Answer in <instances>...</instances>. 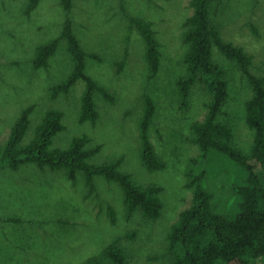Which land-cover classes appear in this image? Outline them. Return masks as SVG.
<instances>
[{
  "label": "rangeland",
  "instance_id": "obj_1",
  "mask_svg": "<svg viewBox=\"0 0 264 264\" xmlns=\"http://www.w3.org/2000/svg\"><path fill=\"white\" fill-rule=\"evenodd\" d=\"M27 2L0 0V143L6 142L26 107L35 106L30 131L46 111L60 110L65 130L53 138V145L66 147L72 137L88 135V148L101 146L91 158L93 163L122 158L120 170L131 174L137 184L162 187V212L155 221L140 212L128 219L121 188L100 176L95 177L96 195L86 197L81 174L72 183L62 170L41 171L25 164L14 171L0 166V264H112L104 248L116 238L124 250V264H169L172 255L166 234L193 201L186 170L200 151L191 124L203 120L209 101L205 87L196 83L183 108L176 87L177 78L186 73L183 58L188 45L183 35L192 13L190 0H74L75 32L83 48L99 56L98 60L87 57L85 72L114 97L110 102L96 94L99 117L95 123L78 122L82 82L68 94L53 97L50 93V87L72 67L64 43L46 68L32 64L36 47L61 31L64 14L59 0H41L29 14L24 11ZM121 7L151 23L161 51L153 79H148L143 41L136 30L128 29ZM210 14L225 41L253 56L250 70L264 75V0H221L212 4ZM126 50L120 69L117 62ZM213 59L225 68L228 79V97L218 121L230 125L235 146L249 152L255 137L245 119L251 86L237 64L217 48H213ZM145 94L156 105L149 133L165 165L153 172L144 167L140 153L138 120ZM245 180L240 165L223 155L212 159L206 166L205 184L216 212L234 214L239 200L235 188ZM108 206L114 208V222ZM7 218L15 220L6 222ZM254 264H264V259Z\"/></svg>",
  "mask_w": 264,
  "mask_h": 264
},
{
  "label": "trees",
  "instance_id": "obj_2",
  "mask_svg": "<svg viewBox=\"0 0 264 264\" xmlns=\"http://www.w3.org/2000/svg\"><path fill=\"white\" fill-rule=\"evenodd\" d=\"M40 1L28 0L25 13L34 10ZM219 1L190 0L192 13L185 21L183 40L188 50L183 62L186 73L176 80L180 105L183 108L188 106L190 91L196 83L205 87L209 101L203 120L191 124L193 141L200 151L198 157L190 160L186 170V185L193 189V201L189 208L179 214L166 234L167 247L172 255L169 264H254L256 260L264 259V75L254 74L250 70L253 56L242 47L225 41L220 30L213 24L211 6ZM59 5L64 14L61 31L57 37L36 47L32 64L36 69L46 68L60 43H64L72 67L62 81L50 87V93L53 97L68 94L78 82H82L84 91L78 122L95 123L99 117L95 104L96 94L110 102L114 101V97L85 72L87 57L98 60L99 56L87 52L75 32L72 16L74 0H59ZM121 11L128 29L136 30L143 41L148 79H153L160 67L161 51L151 23L129 15L123 7ZM213 48L234 61L251 86L252 96L245 102V119L254 130L255 137L249 152L236 147L232 127L218 121L228 97V79L225 68L213 59ZM126 56L127 50L117 62L120 69ZM34 109V105L23 109L6 142L0 143V166L14 171L25 164L35 165L41 171L62 170L72 183H76L78 174H81L87 189L86 197L96 195L95 177L100 176L121 188L128 219L136 212L150 221L160 217L162 201L159 194L162 187H142L137 184L131 174L120 170L122 158L93 163L91 158L99 152L101 146L88 148L91 139L86 134L72 137L66 147L54 146L53 138L65 130L63 112L57 109L46 111L30 131ZM155 111L153 98L145 94L138 132L141 161L149 172L161 170L165 166L150 139L149 129ZM218 155L240 165L246 173L245 184L235 188L239 200L236 211L231 215L215 211L213 195L205 184L206 166ZM108 215L114 222L116 215L112 206H108ZM14 220L7 218L6 222ZM104 255L112 264H124L125 254L119 238L104 248Z\"/></svg>",
  "mask_w": 264,
  "mask_h": 264
}]
</instances>
